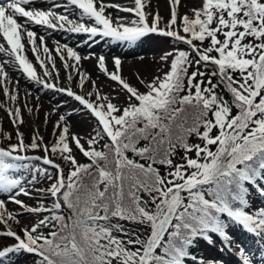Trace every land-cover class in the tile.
<instances>
[{
	"label": "snow or ice",
	"instance_id": "1",
	"mask_svg": "<svg viewBox=\"0 0 264 264\" xmlns=\"http://www.w3.org/2000/svg\"><path fill=\"white\" fill-rule=\"evenodd\" d=\"M34 3L0 0L3 94L16 105L18 90L7 87L6 66H11L44 89L78 102L97 121V130L85 148L80 137L70 135L66 116L60 115L54 143L43 144V138L34 135L26 144L19 131L21 107L0 103L16 128V143L0 146V193H8L26 212L48 213L23 228L21 235L11 229L8 222L16 217L0 200V224L8 229L0 236L14 241L0 246V260L24 252L35 254L36 264H186L188 258L197 260L190 253L197 239L213 243L216 236L230 248L233 241L228 229L234 224L257 238L264 261V208L248 210L252 191L264 197V0H199V6L183 15L179 12L182 0H168L166 22L158 12L146 11L145 0H134L131 8L108 5L104 0L54 2L46 10L29 7ZM61 7L63 12L56 11ZM107 7L136 18L118 16L114 21L106 15ZM33 24L127 45L154 33L188 50L174 49L162 55L168 71L151 82L140 78L145 92L122 77L120 58H113L114 71L110 72L105 57L99 56V70L126 94V104L121 106L101 95L95 82L86 95L58 87L59 70L45 38L28 27ZM25 38L43 76L24 54ZM55 53L65 70L78 72L83 88L89 77L77 65L90 57L82 58L60 44ZM0 135L12 139L2 129ZM192 137L199 142L190 143ZM73 144L87 163L77 160ZM38 149L43 156L27 154ZM179 151L182 162L175 160ZM52 156L68 166L66 176ZM22 171L29 172L31 180L18 175ZM38 177L51 181L47 189L37 190L53 199L50 208L43 204L29 207L18 199L31 195L25 184L35 183ZM128 225L141 226L144 231ZM45 228L50 231H41ZM237 248L242 264H256L255 254L240 245Z\"/></svg>",
	"mask_w": 264,
	"mask_h": 264
},
{
	"label": "rangeland",
	"instance_id": "2",
	"mask_svg": "<svg viewBox=\"0 0 264 264\" xmlns=\"http://www.w3.org/2000/svg\"><path fill=\"white\" fill-rule=\"evenodd\" d=\"M4 3L7 0H3ZM64 3V0H35V3L30 5L31 7L39 9H48L52 7L53 3ZM105 4L118 5L120 7H134V0H104ZM146 11L153 15L157 12L163 18V22H166L169 18V5L168 0H145ZM193 6H199V0H182L179 12L183 15L189 12ZM60 9V8H59ZM59 9L56 11L60 12ZM109 15L115 21L118 16L127 17L129 20L135 19L134 14L129 12L120 11L117 7H107ZM151 21L152 16L148 17ZM90 23L89 21H85ZM163 22L161 26H163ZM29 28L35 31L38 36L45 38V43L49 47L52 56L55 60L56 68L59 70L58 87H71L77 94H87L93 89V82H95V88L101 93L111 98L112 102L117 105H125L127 97L120 86L110 80L104 73L98 68V57L103 55L106 61V67L108 70L114 71L113 58L118 57L122 62L121 75L132 86L139 89L141 92L147 91L144 84L140 83L142 78L145 83L151 82L154 77L163 75L168 71V64L163 62L160 58L166 52L173 51L174 49H184L185 45L173 40L169 37H163L158 34L150 33L143 37L134 45H127L119 42H113L109 45L102 44L99 41V37L88 39L86 34H75L67 31H53L43 26L32 25ZM25 44V53L29 61H31L36 68L38 74L43 76V70L40 69L38 63H36L35 57L31 51V46L27 44L26 38L23 40ZM39 43V41H37ZM57 44L67 45L75 50L82 58L89 56V59H81L77 69L79 72L86 74L89 79L85 81L84 87H79V75L74 69L65 70L63 62L56 56L55 48ZM66 55V52H65ZM43 58V56H42ZM70 64L74 61H69ZM51 70V65H49ZM6 70L9 73V83L7 87L12 90H18V101L16 105H11L4 96L2 86H0V103H8L10 107L20 106L23 117V124L19 126V131L23 133L24 141L26 144L31 143L34 135H39L43 138V144L51 145L56 140L58 133L54 134V126L60 115H65L69 128L70 135L75 134L81 138V143L85 148L88 147L87 139L95 135L97 130V121L90 116L87 111H82V106L78 102L74 101L71 97H68L64 93L57 92L52 89H44L41 85L36 84L33 81L28 80L22 73L16 74L10 66H6ZM195 70V66L190 71ZM72 76V80H68V76ZM56 74L53 73V80H55ZM139 77V78H138ZM47 79V78H45ZM18 82V83H17ZM95 99V96L91 97ZM28 109H32L31 113ZM47 114V121H46ZM0 129L2 132L11 134V141L6 140L0 135V146H6L8 143H16V128L11 123L6 111L0 108ZM197 138L192 139V143H198ZM102 143V142H101ZM74 154L77 160L82 163L83 155L72 145ZM28 155L43 156L42 150H30ZM183 155L182 151H179L175 160L180 161V156ZM191 155H195L192 153ZM52 159L60 163L64 168V173L68 172L69 168L58 156H52ZM34 165L40 167H46L50 172H55L49 166L43 165L40 161L31 162ZM164 172L166 169L163 170ZM18 175L22 176L25 181L31 180V175L27 171H22ZM51 181L46 177H38L37 181L33 184H25L31 193L30 196H19L18 199L22 200L29 207H38L42 204V197L45 193L37 191L38 189H47L50 186ZM251 207L249 211L255 209L264 208V197L253 191L249 197ZM0 200L5 202L7 212L15 215V220H9L11 229L22 235L21 230L25 227H31L37 222L38 219L43 218L45 213L34 214L26 212L19 205L15 204L9 199L8 193H0ZM7 226L0 224V232L6 231ZM134 230L143 232L144 229L141 226H136ZM41 231L47 233L50 229H41ZM232 238V246L227 247L223 241L218 237L213 236V243H208L205 240L197 245V252L195 256L196 261L191 258L186 260V264H198L199 260L205 261V264L209 261H215L217 264H237L241 261L238 254L237 245L242 246L248 251L249 254H255L256 264H264V261L260 260V247L257 238L244 231L241 227L237 226L234 230L229 232ZM14 243L10 237L0 236V246L11 245ZM34 254L21 252L19 254H10L9 257L0 260V264H34ZM35 262L37 259L35 258Z\"/></svg>",
	"mask_w": 264,
	"mask_h": 264
},
{
	"label": "trees",
	"instance_id": "3",
	"mask_svg": "<svg viewBox=\"0 0 264 264\" xmlns=\"http://www.w3.org/2000/svg\"><path fill=\"white\" fill-rule=\"evenodd\" d=\"M183 50H188L187 49V46L185 45V48L183 49ZM191 69V68H190ZM190 69H189V72H191L190 71ZM201 70H204L203 68L201 69ZM209 71H211V69H208ZM206 79V78H205ZM215 82V81H214ZM221 91L223 92V89H221ZM226 98H230V97H228L227 96V94H226ZM194 138H196V137H192V138H190V143H192V139H194ZM196 140H197V138H196ZM129 155H131L130 153H129ZM88 161H87V159L85 158V157H83V160H82V163H87ZM164 168L163 167H161V172L162 173H164ZM67 173L68 172H66V174H65V176L67 175ZM42 204L45 206V207H48V208H50L51 207V204H52V202H53V199L50 197V195H48L47 193H45V196L44 197H42ZM63 211L66 213L67 212V209H63ZM43 213H45V212H43ZM46 215H48V213H45ZM128 227H130V228H135L136 226L135 225H128ZM201 240L202 239H197L195 242H194V244L192 245V247L190 248V253H196V250H197V245L201 242ZM35 258L38 260L39 258L35 255L34 256V258H31V260L32 259H34V264H36V262H35Z\"/></svg>",
	"mask_w": 264,
	"mask_h": 264
},
{
	"label": "bare ground",
	"instance_id": "4",
	"mask_svg": "<svg viewBox=\"0 0 264 264\" xmlns=\"http://www.w3.org/2000/svg\"><path fill=\"white\" fill-rule=\"evenodd\" d=\"M66 2V0H64V3ZM29 7H31V6H29ZM59 11L60 12H63L64 11V8L63 7H61L60 9H59ZM106 15H109V13H108V11L106 10ZM20 19V22H23V18H19ZM30 26H32V25H29L28 27H30ZM30 29H32V28H30ZM86 38H88V39H93V38H90L88 35L86 36ZM96 38V37H95ZM99 39H100V37H99ZM0 40H2V38H0ZM99 41H102V44H105L106 46L107 45H109L110 43H111V39L110 38H101ZM26 55V54H25ZM0 57H3V54H0ZM5 59H6V57H4ZM10 68L12 69V70H14L15 71V73L16 74H18L20 71H17V70H15V69H13L11 66H10ZM7 71V70H6ZM21 73V72H20ZM9 74V73H8ZM237 264H242V261H238L237 262Z\"/></svg>",
	"mask_w": 264,
	"mask_h": 264
}]
</instances>
